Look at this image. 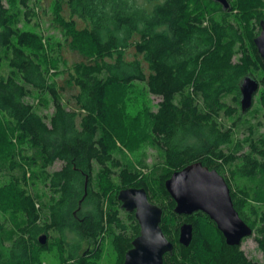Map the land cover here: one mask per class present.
I'll use <instances>...</instances> for the list:
<instances>
[{"label":"trees","instance_id":"16d2710c","mask_svg":"<svg viewBox=\"0 0 264 264\" xmlns=\"http://www.w3.org/2000/svg\"><path fill=\"white\" fill-rule=\"evenodd\" d=\"M31 1L38 0H0V176L7 179L0 186V264H34L52 244L65 260L89 264L94 253L79 256L82 243L99 250L108 235L123 264L141 229L117 197L131 186L145 187L164 209L161 226L175 244L165 264H264L241 244L229 245L203 211L177 214L165 187L173 172L198 160L227 173L235 208L264 254V209L247 203L264 205L262 122L242 120L239 86L246 74L264 72V61L255 28L246 38L231 18L236 9L243 24L259 27L264 0H230L232 10L216 0H65L55 5V21L84 59H65L63 69L43 35L20 25L34 18ZM136 81L161 97L146 112L164 161L154 182L123 148L135 143L118 96ZM46 94L54 105L50 117L27 100ZM260 100L264 119V91ZM243 128L248 134L236 139ZM56 161L62 166L51 170ZM37 183L49 194L42 197ZM183 221L194 225L189 246L179 242ZM40 233L50 236L46 245Z\"/></svg>","mask_w":264,"mask_h":264},{"label":"water","instance_id":"95a60500","mask_svg":"<svg viewBox=\"0 0 264 264\" xmlns=\"http://www.w3.org/2000/svg\"><path fill=\"white\" fill-rule=\"evenodd\" d=\"M216 1L225 9H231L229 0ZM261 25V32L254 38V43L264 61V21ZM239 86L241 109L247 112L253 106L261 83L249 73L240 80ZM165 187L176 202L174 211L177 214L203 211L215 221L229 245H240L244 238L253 235V227L235 208L228 181L217 169L210 168L200 160L194 161L173 172L166 179ZM117 197L125 210L135 212L141 227L140 234L134 238L132 247L125 254L123 264H165L164 255L172 253L175 244L161 226L163 207L151 201L145 187L122 188ZM193 235V223L183 221L179 227V242L189 246ZM38 240L46 245L48 234L43 233Z\"/></svg>","mask_w":264,"mask_h":264},{"label":"rangeland","instance_id":"374dc122","mask_svg":"<svg viewBox=\"0 0 264 264\" xmlns=\"http://www.w3.org/2000/svg\"><path fill=\"white\" fill-rule=\"evenodd\" d=\"M58 3L66 5L65 0H38L36 2L31 1V6L34 9V18L31 22L22 20L20 25L23 28H30L36 30L37 32L43 35L44 39L48 44V55L50 57L59 58V67L60 69H63L65 67V59H67L69 63L72 64L84 58L82 55L73 52L65 43V36L63 35V31L60 29L59 25L55 21V5ZM230 10H232V8ZM237 14L238 12L235 9L231 15V18L233 22L242 30V33L246 38L248 37L249 32L251 33V30H253L254 28L255 30L253 31L258 32L259 28H256V25L253 24V22L250 23V25L243 24ZM247 40L245 42V45L248 46ZM239 58L240 54H237L234 57V60L237 61ZM253 75L259 81L264 78V72L262 70H255L253 72ZM56 79L58 81H62L63 75L57 76ZM263 91L264 88H262L261 85L259 91L255 95L253 106L250 108L251 110L249 109V112H244L245 116L242 118V120L248 118L252 123H258L259 121L262 122V124L258 128L259 133H261V135L264 137V119L260 116V111L262 110L260 95L263 93ZM118 98L123 103L124 109L128 115V134H130V138L133 139L135 143L134 148L123 147L124 152L126 153L128 160L139 165V167L145 173H147V175L150 176L152 178V181L154 182V177L158 176L164 171V161L161 155L162 151L158 149L155 145H153L150 139V127L146 112L149 110H156L158 102L161 100V97L152 94L149 91L148 86L144 82L136 81L133 84L129 85L127 88H125V90L120 91ZM27 100L33 102L38 112L46 117H50V115L54 111L53 102L48 94H46L45 97H43L42 99L36 96L28 97ZM42 100L43 103H40ZM224 122H226V124L228 123V121ZM247 134L248 130L243 128L241 130H236L235 137L236 139H243ZM0 142H3L2 136H0ZM247 148L248 147L246 146L244 150H247ZM142 163L147 164L148 167L142 166ZM62 164V161H56L50 169H59ZM223 175L228 176L227 173H224ZM6 182L7 179L5 177L0 176V186L4 185ZM35 189L38 191L39 194H42V197H44L46 193L49 194L48 188L43 183H37L35 185ZM151 194L153 195V193ZM247 203H251L252 205L257 206L258 208H260L259 206H261V208L264 209V205L256 203L251 199ZM246 213L247 215H249V219L252 220L254 217L253 213L249 209L246 210ZM0 217L3 216L0 215ZM208 231L211 232L209 229ZM42 234L43 233H40L38 237ZM71 236L72 235L69 234L68 238L72 239ZM241 248L245 251L249 258L257 260L261 263L264 262V254L258 247V244L254 238V234L243 240V242L241 243ZM85 252L86 254H89L91 252L94 253L91 257L86 258L89 261V264H117L119 258V254L113 242V237L109 235L103 238L102 246L99 250L94 247L93 243L84 241L82 243L79 256L85 255ZM39 257L40 260L34 264L76 263L73 261L65 260L61 254L59 246L56 244H52L49 248L40 251Z\"/></svg>","mask_w":264,"mask_h":264},{"label":"flooded vegetation","instance_id":"af4514ba","mask_svg":"<svg viewBox=\"0 0 264 264\" xmlns=\"http://www.w3.org/2000/svg\"><path fill=\"white\" fill-rule=\"evenodd\" d=\"M262 21H264V19H263ZM262 21H261V22H262ZM261 22H260V26L258 27V28H259V30H258V35L260 34L261 29H262ZM258 35H257V36H258ZM260 83H261V82H260ZM48 239L50 240V236H49ZM85 254H86V252H85ZM86 255H88V254H86ZM68 261H73V262H76L75 264H79V263H77V261H76L75 259H71V260H68Z\"/></svg>","mask_w":264,"mask_h":264}]
</instances>
